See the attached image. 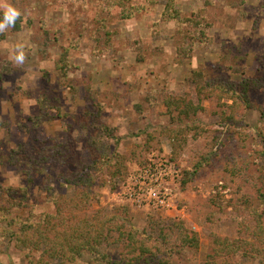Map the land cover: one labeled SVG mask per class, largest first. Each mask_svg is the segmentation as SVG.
Here are the masks:
<instances>
[{
  "label": "rangeland",
  "instance_id": "374dc122",
  "mask_svg": "<svg viewBox=\"0 0 264 264\" xmlns=\"http://www.w3.org/2000/svg\"><path fill=\"white\" fill-rule=\"evenodd\" d=\"M3 2L23 14L19 29L0 33V66L11 70L0 78V150L18 157L15 164L0 162V210L8 208L15 221L0 218V264L39 257L17 247L8 229L15 231L29 212H53L57 197L74 199L81 187L72 182L85 173L92 185L87 212L123 208L131 219L126 228L149 231L152 220H174L197 234V246L172 253L170 264H264V0H174L183 15L201 11L209 23L201 29L209 41L194 42L182 59L177 23L162 16L166 0L146 3L127 19L101 0ZM97 13L105 17L102 28ZM17 43L26 55L21 66L10 59ZM59 60L66 76L56 68ZM192 72L202 73L209 88L233 84L235 98L221 88L212 97L200 94ZM244 78L263 85L243 93ZM186 102L203 110L185 117ZM59 146L62 162L47 161ZM115 153L124 165L114 174L106 157ZM162 161L171 207L127 201L128 177ZM17 203L24 206L11 207ZM108 249L115 260L125 255L119 244ZM91 262L84 253L68 264Z\"/></svg>",
  "mask_w": 264,
  "mask_h": 264
},
{
  "label": "trees",
  "instance_id": "16d2710c",
  "mask_svg": "<svg viewBox=\"0 0 264 264\" xmlns=\"http://www.w3.org/2000/svg\"><path fill=\"white\" fill-rule=\"evenodd\" d=\"M101 1L108 7V11L115 6L119 9L118 17L127 19L134 17L141 9H144L146 3L149 5L157 0H144L145 2L140 5L135 4L133 0ZM162 16L166 20H174L177 23L175 50L178 59L189 57L194 42L202 44L209 41L205 31L201 30L209 24L201 11L183 15L180 9L175 6L174 0H166ZM104 19L105 17L97 13L95 22L101 24L102 28ZM21 22L22 18L17 20L13 28L19 29ZM136 59L141 62L144 57L138 55ZM0 67V78L3 74L11 72L10 68L5 65ZM56 68L60 70L61 76H66V71L60 67V60L57 62ZM202 77V73L192 72L190 78L194 86L199 89L200 94L212 97V89L217 88L219 90L221 88L227 89V91L232 90L235 98L233 84L231 89L224 87L222 83L211 85L209 88L210 84L208 83L203 86ZM262 85L263 82L261 81L257 82L244 78L239 84V88L243 93H246L250 89H259ZM176 103L179 107L180 102ZM164 104L170 113L172 111L170 100H165ZM202 110L201 104L186 102V108L181 113H185V117H189ZM171 119L173 122H182L179 116H173ZM175 132L176 128H172L173 137L176 136ZM16 153V150L9 153L0 150V162L15 164L18 160ZM32 156L35 159L36 154H32ZM62 157L63 146H59L57 150L53 149L45 159L51 163H59L62 162ZM106 160L113 167L114 174L120 173L124 160L119 153L108 155ZM31 162L34 163L33 160ZM88 176L87 173L77 175L75 182H72L77 189L81 187L74 199L57 197L54 200L55 210L53 212H29L27 217L18 218V223H16L18 226L15 231L8 229L9 238L17 247L39 252V257L35 261L30 260L29 264H50L52 260H58L59 264H68L80 258L84 253L92 257L91 264H170L172 253L183 252L197 246V234L187 230L182 222L172 220L164 224L152 220L149 224L151 226L149 231L146 228L138 230L132 226L126 228L127 223L131 224V219L125 213L120 212L123 208L115 209L110 215L87 212L84 205L92 193L91 182L89 178H85ZM65 181L70 184L67 179ZM7 191L11 192L9 189ZM260 196L264 198V194ZM22 206L24 204L17 203L11 207ZM0 213L2 215L0 218L2 217L7 224L11 225L15 222L7 217L8 208H2ZM258 228L260 227L258 226ZM116 244L123 246L125 250V255L119 260L113 259L108 251L109 247ZM217 244L218 248L223 245L222 241H217ZM219 251L213 248L214 254L220 253Z\"/></svg>",
  "mask_w": 264,
  "mask_h": 264
},
{
  "label": "built area",
  "instance_id": "2783aa9c",
  "mask_svg": "<svg viewBox=\"0 0 264 264\" xmlns=\"http://www.w3.org/2000/svg\"><path fill=\"white\" fill-rule=\"evenodd\" d=\"M162 161L149 162L138 169V173L128 177L124 195L127 201L145 208L167 210L171 207L172 190L166 182L168 172Z\"/></svg>",
  "mask_w": 264,
  "mask_h": 264
},
{
  "label": "clouds",
  "instance_id": "9594fccd",
  "mask_svg": "<svg viewBox=\"0 0 264 264\" xmlns=\"http://www.w3.org/2000/svg\"><path fill=\"white\" fill-rule=\"evenodd\" d=\"M22 14V11L14 4L0 0V33H4L8 29L15 27L17 20L22 17ZM10 59L17 66L24 64L26 55L22 43L14 45Z\"/></svg>",
  "mask_w": 264,
  "mask_h": 264
}]
</instances>
